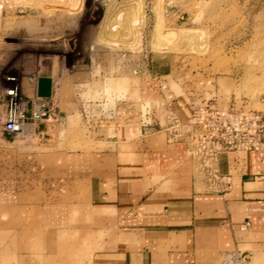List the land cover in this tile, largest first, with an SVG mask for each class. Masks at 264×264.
I'll return each mask as SVG.
<instances>
[{"label": "crops", "instance_id": "crops-1", "mask_svg": "<svg viewBox=\"0 0 264 264\" xmlns=\"http://www.w3.org/2000/svg\"><path fill=\"white\" fill-rule=\"evenodd\" d=\"M142 56L134 70L139 98L79 95L90 116L88 147L59 137L71 124L53 85L54 123L29 124L20 136L39 139L22 147L40 152H26L23 178L0 179V226L7 218L6 241L24 246L0 249V264H223L234 251L264 264V151L222 154L232 188L213 194L189 145L167 130L172 115L187 121L198 104L233 95L232 78L191 80L173 62Z\"/></svg>", "mask_w": 264, "mask_h": 264}, {"label": "rangeland", "instance_id": "rangeland-1", "mask_svg": "<svg viewBox=\"0 0 264 264\" xmlns=\"http://www.w3.org/2000/svg\"><path fill=\"white\" fill-rule=\"evenodd\" d=\"M164 1L167 28L208 31L209 50L205 55L161 54L150 49L155 0H144V51L137 53L112 51L97 45L100 24L110 5L108 0H50L51 5L38 8L13 6L1 1L4 6L0 10V104L5 88L18 86L26 96L33 97L39 79L52 78L54 101L63 111V116H69L71 124L68 132L59 137L69 142L71 147L74 139L86 142L82 146L88 147L92 136L87 119L81 114L84 106L82 103L80 108L79 95L85 100H103L106 96L139 98V76L134 74V70L143 58L142 54L149 52L151 56L160 58L163 65L173 62L191 80H213L216 76L232 78L230 81L235 85L233 95L226 96L224 100L222 93L217 94V106L228 108L236 99L238 106L246 111L264 114V0ZM9 77L16 81L9 83ZM69 80L72 85L66 86ZM78 83L84 85L82 90H77ZM220 86L223 87L222 83ZM5 111V107L0 106V120ZM160 111L163 112L162 109ZM45 123L52 125L54 122ZM62 124L68 126V118ZM57 137L54 135L56 140ZM28 142L38 144L40 140L36 137L7 140L0 130V179H9L20 173L23 178L25 163L29 162L26 160L31 155L26 152H40L39 149L23 148ZM17 168L19 171L15 172ZM18 203H24V199ZM2 221L1 251H9V247L23 250V245L16 243L10 246L6 241L10 237L3 234L4 228L10 223L7 218ZM12 226L16 228L13 238L20 241L23 230L14 223Z\"/></svg>", "mask_w": 264, "mask_h": 264}, {"label": "built area", "instance_id": "built-area-1", "mask_svg": "<svg viewBox=\"0 0 264 264\" xmlns=\"http://www.w3.org/2000/svg\"><path fill=\"white\" fill-rule=\"evenodd\" d=\"M7 80L12 84L16 81L13 77ZM37 91L29 97L18 86L4 89L0 106L6 111L0 120V130L7 140L23 135L29 124L53 121L56 110L53 97H39ZM84 116L90 119L86 107ZM167 130L172 139L189 145L195 168L207 192L213 194H225L232 188L231 178L220 169L222 154L264 151V114L246 111L236 103L224 109L211 100L202 102L187 121L172 115ZM250 261L251 255L240 251L229 252L223 258V264H250Z\"/></svg>", "mask_w": 264, "mask_h": 264}, {"label": "bare ground", "instance_id": "bare-ground-1", "mask_svg": "<svg viewBox=\"0 0 264 264\" xmlns=\"http://www.w3.org/2000/svg\"><path fill=\"white\" fill-rule=\"evenodd\" d=\"M1 1L3 4L23 5L30 8L52 4L50 0L49 2L44 0ZM108 1H110V5L100 24L101 32L97 37V45L118 52H141L146 26L144 0ZM164 2V0H155L154 2V26L151 33L150 49L161 54L205 55L209 50L208 31L201 28H167ZM3 4H0V10L3 9Z\"/></svg>", "mask_w": 264, "mask_h": 264}, {"label": "water", "instance_id": "water-1", "mask_svg": "<svg viewBox=\"0 0 264 264\" xmlns=\"http://www.w3.org/2000/svg\"><path fill=\"white\" fill-rule=\"evenodd\" d=\"M37 94L42 98H51L53 95V80L52 78L42 77L38 82Z\"/></svg>", "mask_w": 264, "mask_h": 264}]
</instances>
